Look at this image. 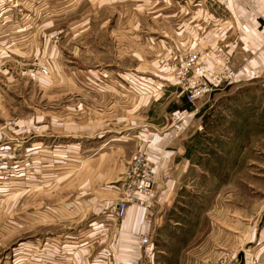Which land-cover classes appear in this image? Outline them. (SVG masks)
I'll list each match as a JSON object with an SVG mask.
<instances>
[{"label": "rangeland", "instance_id": "rangeland-1", "mask_svg": "<svg viewBox=\"0 0 264 264\" xmlns=\"http://www.w3.org/2000/svg\"><path fill=\"white\" fill-rule=\"evenodd\" d=\"M187 3L0 0V148L15 150L8 168L16 163L23 176L0 188V264H35L39 248L100 237L94 227L105 225L90 224L108 189L111 206L119 200L140 151L176 188L156 212L160 222L146 228L144 264H238L240 252L258 254L264 81L234 83L182 107L168 60L176 49L197 48L172 45ZM184 109L193 115H176ZM179 142L191 153L175 183L166 151ZM31 145L50 153L39 168L26 155ZM108 173L116 174L112 188L98 187L94 175L103 182ZM89 253L91 261L97 251ZM101 254L89 264L113 257Z\"/></svg>", "mask_w": 264, "mask_h": 264}, {"label": "crops", "instance_id": "crops-1", "mask_svg": "<svg viewBox=\"0 0 264 264\" xmlns=\"http://www.w3.org/2000/svg\"><path fill=\"white\" fill-rule=\"evenodd\" d=\"M188 2L190 4L187 3V11L185 13L187 17L183 18L184 15L179 19L177 26H175L177 35L173 40V47L176 48L177 46L179 48L181 46L182 48L188 45H195L202 50L217 46H227L233 50V67L238 71L240 78L238 82L264 81V0H229L226 7L214 4L210 0H188ZM179 51L177 52L176 49L171 53L168 60L169 63L171 60L174 63L180 61ZM26 148V155H29L32 159L31 166L34 169L40 167L37 162L50 157V153L46 149L41 150L35 145ZM184 149L183 143L179 142L176 143L175 148L166 151V164L171 168L170 171L174 182L177 179L175 177H179L184 171V165L182 164V161L186 160L183 157ZM115 177L116 174L108 173L107 180L103 182H99L103 178L98 179V175H94L93 179L98 182L96 183L98 187L99 183L103 184L100 188H112L110 184L116 181ZM94 184L93 181L91 185L94 186ZM175 189L169 183H167L166 188L158 184L155 199L150 207L141 204L130 206L126 218L120 224L106 217V210L112 205V191L115 192V189H108L107 198L104 200L105 203L101 206L102 215L97 212V220L90 224L92 227L94 225L99 227L101 225H99L100 222L105 225L99 230L96 226L94 227V230L97 229L96 233L103 232L100 237H94L89 242H85V239H82L80 241L82 243L69 240L67 243L61 244L60 249H55V247L39 248L35 264H89L95 259L96 254L97 257L102 256V254L100 255L101 252H108L111 256L117 258H128L129 254L134 252L132 249L136 247L140 231L148 228V226L153 224L154 220L155 223L160 222V213L157 214L156 212H159V209H164L171 201ZM104 220L110 222L104 223ZM143 225H145L144 228ZM90 231H93V229ZM262 235L264 236V233ZM29 247L23 246L17 251L21 253L24 252L25 248L29 249ZM256 248L259 249L258 254L263 258L264 244L258 245ZM92 251H97V253L94 255L93 260H87V256L91 254L89 252ZM242 255L240 252L238 264H242L240 260ZM19 259H22V257L20 256ZM93 264L96 263L94 262Z\"/></svg>", "mask_w": 264, "mask_h": 264}, {"label": "built area", "instance_id": "built-area-1", "mask_svg": "<svg viewBox=\"0 0 264 264\" xmlns=\"http://www.w3.org/2000/svg\"><path fill=\"white\" fill-rule=\"evenodd\" d=\"M210 1L223 7H226L229 2V0ZM232 51L227 46L205 48L204 50H199L198 48H184L181 50L180 61L171 67V76L181 88V91L184 92L189 102L198 101L240 80L238 71L233 67ZM43 72L45 73L46 71L43 70ZM176 115L189 117L193 113L184 109L178 111ZM157 153L162 154L161 148L158 149ZM15 156V150L0 148V188L6 187L10 182L17 184L11 188L17 187L19 180L23 178L16 163H14L15 166L8 168V159L12 160ZM132 161V178L124 184L121 190V197H119L114 206L109 208L110 211L107 213L108 219L116 222L126 217L130 205L141 204L150 207L155 197L157 185L160 184L166 187L171 178L164 171V168H159L158 164H151L147 155L141 151L133 155ZM158 172L161 175H158ZM147 222L149 221L147 220ZM149 244L150 235L148 230L143 229L137 237L135 254L129 255L127 259L109 257L104 254L97 262L98 264H144L142 260L149 258L151 255V253L145 251ZM37 250L33 251L34 257L38 255ZM231 260L224 258L219 264H229ZM242 264H264V260L258 256L257 252H249L246 259L244 257Z\"/></svg>", "mask_w": 264, "mask_h": 264}, {"label": "trees", "instance_id": "trees-1", "mask_svg": "<svg viewBox=\"0 0 264 264\" xmlns=\"http://www.w3.org/2000/svg\"><path fill=\"white\" fill-rule=\"evenodd\" d=\"M181 99H182V102H183L182 107L187 108V109L192 108V104L187 100V98H186L185 95H183V96L181 97ZM201 111H202V109H201ZM201 111H200V112H201ZM202 123H203V125H204V124L206 125V120L204 119V117H203V119H202ZM199 134H200V133H199ZM198 142H200V141H198ZM190 153H191V148H190V147H189V148L186 147V149H185V153H184V156L187 157V158H189Z\"/></svg>", "mask_w": 264, "mask_h": 264}, {"label": "bare ground", "instance_id": "bare-ground-1", "mask_svg": "<svg viewBox=\"0 0 264 264\" xmlns=\"http://www.w3.org/2000/svg\"><path fill=\"white\" fill-rule=\"evenodd\" d=\"M245 257V259H246V256H244ZM244 257H241V261L243 262V260H244Z\"/></svg>", "mask_w": 264, "mask_h": 264}]
</instances>
